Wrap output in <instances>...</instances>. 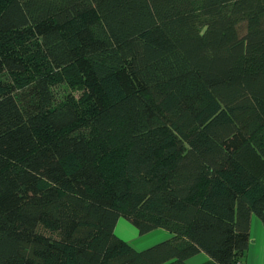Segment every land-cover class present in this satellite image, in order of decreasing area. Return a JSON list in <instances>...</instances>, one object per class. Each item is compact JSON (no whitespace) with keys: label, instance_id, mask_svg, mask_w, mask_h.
Listing matches in <instances>:
<instances>
[{"label":"trees","instance_id":"obj_1","mask_svg":"<svg viewBox=\"0 0 264 264\" xmlns=\"http://www.w3.org/2000/svg\"><path fill=\"white\" fill-rule=\"evenodd\" d=\"M252 215L264 0H0V264H242Z\"/></svg>","mask_w":264,"mask_h":264},{"label":"crops","instance_id":"obj_2","mask_svg":"<svg viewBox=\"0 0 264 264\" xmlns=\"http://www.w3.org/2000/svg\"><path fill=\"white\" fill-rule=\"evenodd\" d=\"M114 234L138 251L171 237L169 232L162 229H155L140 235L137 229L123 218L117 220ZM241 261L242 264H264V223L255 215H252L249 221V241ZM186 264L218 263L201 252L188 258Z\"/></svg>","mask_w":264,"mask_h":264},{"label":"rangeland","instance_id":"obj_3","mask_svg":"<svg viewBox=\"0 0 264 264\" xmlns=\"http://www.w3.org/2000/svg\"><path fill=\"white\" fill-rule=\"evenodd\" d=\"M54 94L56 99H61L66 93L67 90L65 89L63 84L54 86ZM78 96V93H75Z\"/></svg>","mask_w":264,"mask_h":264},{"label":"built area","instance_id":"obj_4","mask_svg":"<svg viewBox=\"0 0 264 264\" xmlns=\"http://www.w3.org/2000/svg\"><path fill=\"white\" fill-rule=\"evenodd\" d=\"M238 264H240V263H238Z\"/></svg>","mask_w":264,"mask_h":264}]
</instances>
